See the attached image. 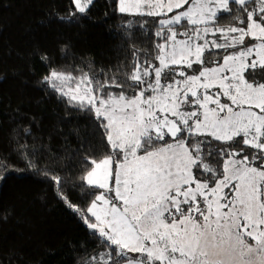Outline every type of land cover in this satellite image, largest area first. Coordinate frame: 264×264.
I'll list each match as a JSON object with an SVG mask.
<instances>
[{
    "label": "snow or ice",
    "instance_id": "6c2138e0",
    "mask_svg": "<svg viewBox=\"0 0 264 264\" xmlns=\"http://www.w3.org/2000/svg\"><path fill=\"white\" fill-rule=\"evenodd\" d=\"M92 3L72 0V15ZM115 10L152 18L150 47L133 43L115 71L49 65L42 81L93 117L108 149L82 161L85 209L60 172H43L101 238L95 264H264V0H117Z\"/></svg>",
    "mask_w": 264,
    "mask_h": 264
},
{
    "label": "trees",
    "instance_id": "16d2710c",
    "mask_svg": "<svg viewBox=\"0 0 264 264\" xmlns=\"http://www.w3.org/2000/svg\"><path fill=\"white\" fill-rule=\"evenodd\" d=\"M116 3L93 0L73 16L72 0H0V158L9 162L0 168V264H95L104 250L43 172H60L69 200L85 209L92 197L78 186L82 161L108 149L93 117L42 81L49 65L115 71L133 43L151 46L152 18L122 15Z\"/></svg>",
    "mask_w": 264,
    "mask_h": 264
}]
</instances>
